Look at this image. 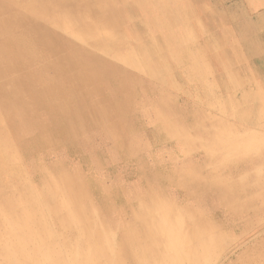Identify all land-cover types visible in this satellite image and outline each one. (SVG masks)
<instances>
[{
    "label": "rangeland",
    "instance_id": "rangeland-1",
    "mask_svg": "<svg viewBox=\"0 0 264 264\" xmlns=\"http://www.w3.org/2000/svg\"><path fill=\"white\" fill-rule=\"evenodd\" d=\"M61 1L47 10L41 0H0V12L45 31L56 49L68 43L60 56L80 53L88 72L99 60L114 69L63 108L27 93L42 105L10 115L39 124L19 132L24 150L0 114L14 155L0 151V264H131L124 241L140 264H264V97L244 79L251 72L238 67L243 75L228 78L225 62L193 51L194 14L183 0ZM85 7L93 38L66 15ZM179 47L190 51L168 50ZM211 115L223 132L207 130L219 124ZM240 121L257 126L235 132Z\"/></svg>",
    "mask_w": 264,
    "mask_h": 264
},
{
    "label": "bare ground",
    "instance_id": "bare-ground-1",
    "mask_svg": "<svg viewBox=\"0 0 264 264\" xmlns=\"http://www.w3.org/2000/svg\"><path fill=\"white\" fill-rule=\"evenodd\" d=\"M11 1L16 4L17 2H21L22 0ZM56 2L62 1L41 0V3L44 4V7H46L47 10H50L49 6ZM59 6L61 5L59 4L55 7ZM84 14L88 15V17H85L87 22L88 20L90 21L95 18L94 15L90 11H88L86 7L82 12L76 11L73 13H67L66 15L73 27L76 28V32L80 36L93 38L96 34L95 29L97 27V24L95 26L93 24L92 26H85V21L83 20ZM43 15H45L44 17H46V14ZM99 20L104 25H108L109 28L114 27L113 23H108L104 19ZM1 37H5V46L0 42V114L3 118V122H7L6 124L8 130L10 131V134H15L16 138L13 140L17 149L20 151L24 150V148L23 144L21 143V138L18 136L19 132L34 131L38 129L39 124L36 123L35 118L29 119L26 122H15L13 121L14 119H11L10 115L13 113H18L20 116L26 115L33 107L37 108V106L39 107L40 105H42L38 101L36 103L27 102V93L34 90L43 91V93H45L47 96H51L54 100L60 102L56 104V107H58V105H62L61 102L64 101L62 100L63 98L69 99V96H71L72 94L84 96L86 94V83L97 86V84L101 82V79H104V74L110 76V70L114 69L110 64L104 65L105 63L102 62V60H99V62H96V67H94L95 69H93L91 72H88L85 68L88 66V63L82 60L80 53H73L74 55H70L68 59L66 57L60 56L63 51V47L65 49V47L68 46V43L64 44L63 47L60 46V48L56 49L53 44V40H51L52 38H50L45 31L36 29L34 27H29L26 22H22L17 17H13V15H11L10 18L8 17L7 20V18L3 17L2 13L0 12V38ZM8 51H14L15 55H9V53H7ZM98 63H100L101 65L98 66ZM71 67L78 68L80 70L79 73L71 72ZM96 98L98 99V97ZM61 107L63 108V105ZM12 143L13 142H11L5 130L3 128H0V151L2 153L3 151L9 152L7 159H10L12 156H14L12 151ZM51 198L50 203L53 204ZM57 212V208L55 207L54 209H51L50 213L56 217V215H58ZM142 230L147 231V226L142 227ZM28 239L29 237L26 236V241H28ZM123 248L126 252L124 256L126 259L131 260V264H140L138 262V248L133 249L127 241H124Z\"/></svg>",
    "mask_w": 264,
    "mask_h": 264
},
{
    "label": "crops",
    "instance_id": "crops-1",
    "mask_svg": "<svg viewBox=\"0 0 264 264\" xmlns=\"http://www.w3.org/2000/svg\"><path fill=\"white\" fill-rule=\"evenodd\" d=\"M183 1L191 6V10L194 14L193 29L198 38V45L194 47L193 51L208 52L210 62H214L217 66L218 62H225V64L223 63V65H226L224 71L226 74H229L228 78L232 77L234 72L238 78L240 75H243L241 70H238V67H247L251 72V77L244 79H247L250 83H252V81H257L258 94L264 97V85L258 82L260 81L259 79H261L259 76H261L262 79L264 77V0ZM196 20L197 22L195 25ZM186 35H188V33ZM177 36L179 35L177 34ZM166 42L168 46L172 44L171 41L164 40L165 44ZM168 50L190 51L188 48L183 47H179L177 50L175 48ZM218 52H220V55H218ZM252 66H254V70L257 72V80L252 73ZM199 79L200 74L195 83H198ZM200 109L202 108H195V118L198 121L203 114L199 111ZM186 110L179 109L181 112H186ZM207 117L213 122H220L212 115ZM238 117H242L243 119L244 116L238 115ZM201 120L202 119H200V121ZM243 120L246 119L244 118ZM243 122H239V128L235 129V132H239L243 129L251 130L257 126L252 127L244 124L245 122L249 124L251 120ZM253 122L255 121L253 120ZM229 123L231 124L232 121ZM206 128L207 130L211 129L217 133L223 132L220 123H208ZM226 136L229 138L231 135L227 134ZM202 140L207 142L206 137ZM54 208L55 207L52 206L50 209Z\"/></svg>",
    "mask_w": 264,
    "mask_h": 264
}]
</instances>
